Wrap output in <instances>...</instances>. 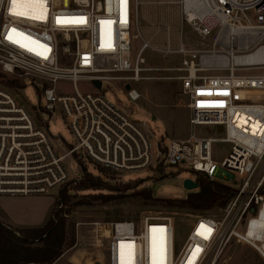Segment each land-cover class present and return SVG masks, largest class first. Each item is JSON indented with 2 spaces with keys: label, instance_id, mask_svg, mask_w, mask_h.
<instances>
[{
  "label": "built area",
  "instance_id": "1",
  "mask_svg": "<svg viewBox=\"0 0 264 264\" xmlns=\"http://www.w3.org/2000/svg\"><path fill=\"white\" fill-rule=\"evenodd\" d=\"M137 3L0 0V79L29 78L40 89L42 109L58 111L74 139L59 153L48 127L36 125L0 81V195H46L59 188L71 178L63 164L70 156L124 172L185 168L232 186L233 195L214 214L193 216L176 256L171 216L111 222L103 264H217L232 242L248 246L264 263V74L245 73L264 68V0H197L189 6L182 0L185 22L211 44L199 48L181 40L175 49L159 52L180 56L168 78L186 96L189 124L220 127L224 135L191 133L154 144L153 135L102 90L104 82L118 81L124 89L128 84V98L135 102L139 93L132 85L155 78L144 72L169 70L143 66V50L156 48L139 33L132 35ZM137 36L142 44L132 59ZM252 53L257 55L247 58ZM58 80L71 82L73 92L57 91ZM78 80L93 83L94 90L79 92ZM215 142L230 144L220 164L212 156Z\"/></svg>",
  "mask_w": 264,
  "mask_h": 264
},
{
  "label": "rangeland",
  "instance_id": "2",
  "mask_svg": "<svg viewBox=\"0 0 264 264\" xmlns=\"http://www.w3.org/2000/svg\"><path fill=\"white\" fill-rule=\"evenodd\" d=\"M155 1V0H150ZM168 1V0H167ZM160 3H143L137 0V29L133 28L132 35L139 33L144 40H149L151 47L142 52L143 66L146 68H164L169 70H151L144 72V76L155 77L141 80L133 84L137 89L139 98L132 102L129 100L127 90L122 88L118 81L102 84L106 99L119 105L125 112L131 114L142 129L149 136L153 135L151 142L156 139L166 143L169 140L185 139L191 133L198 136L212 135L221 137L224 134L220 127L191 126L187 99L183 94L179 82L172 78L176 72L171 68L180 64V56L159 52L166 48L175 49L182 40L193 47L208 48L211 40H201L192 27L187 24L182 15V0ZM145 9L161 10V19L156 16L146 22L143 15ZM251 15V11L249 12ZM161 29L160 33L156 32ZM153 32V38L150 32ZM132 59L142 44L140 37L132 38ZM162 71V72H161ZM245 73L264 74V68L246 70ZM5 79H15L19 87H8L15 95L17 102L34 118L36 125H43L52 136V141L58 147L59 153L65 152L69 145L74 143L72 135L65 126L61 114L56 111L54 115L42 109L43 100L38 89L29 78L19 77L17 74H4ZM161 77H164L161 79ZM5 79H0L4 85ZM3 80V81H2ZM5 86V85H4ZM54 87L57 91L69 94L73 92V85L66 80H58ZM76 88L79 92H92L94 84L86 80H78ZM41 107V108H40ZM134 112V113H133ZM59 138V142L56 139ZM212 156L217 164L227 157L230 144L215 142L211 146ZM69 171L70 179L57 189L46 195H0V221L13 223L14 219H24L27 215L37 213L47 204L54 203L62 189L70 191V200L63 205L56 206L60 214L65 217L67 225H72L74 242L72 246L64 247L61 257L54 264H103L105 260V246L107 243V227L111 222L133 220L138 221L145 214H163L172 217L174 256L182 248L189 232L193 216L199 213L214 214L215 209L199 211L194 209L169 207L162 199H179L188 192L182 185L184 179H194L195 173L185 168L164 167L159 165L151 170H138L135 172L115 171L95 166L92 162L78 161L70 156L63 161ZM82 170L91 175L99 176L112 186L136 185L144 187L152 194L153 199H143L137 195H123L117 199L105 201L103 197L94 196L91 191H72V187L80 181ZM232 175H235L231 172ZM165 177V178H164ZM141 181H140V180ZM233 184L232 182H230ZM35 222H38L36 220ZM9 226V225H8ZM15 231L22 228L9 226ZM23 264H35L33 262ZM217 264H264L260 257L246 245L232 242Z\"/></svg>",
  "mask_w": 264,
  "mask_h": 264
},
{
  "label": "trees",
  "instance_id": "3",
  "mask_svg": "<svg viewBox=\"0 0 264 264\" xmlns=\"http://www.w3.org/2000/svg\"><path fill=\"white\" fill-rule=\"evenodd\" d=\"M2 77L5 79L4 74ZM3 83L8 87H19L15 79H5ZM77 161L79 164V160ZM194 180L198 184V188L187 192L184 197L179 199L157 198L155 200L163 202L169 207L208 211L226 204L234 193L232 186L211 180L200 173H195ZM138 182L136 180V185L112 186L99 176L82 170L80 181L75 187H72V191H91L90 194L103 197L105 201L117 199L123 196L121 195L123 193L124 195H137L146 200L153 199L149 190L144 187L139 188L140 183ZM69 192L62 189L56 197L55 205L66 204L70 200ZM260 193L264 194V184ZM55 205L50 217L40 227L15 231L0 223V264L30 262L52 264L62 254L64 247L72 246L74 242L72 225H67L65 217L60 214V210L55 208Z\"/></svg>",
  "mask_w": 264,
  "mask_h": 264
},
{
  "label": "crops",
  "instance_id": "4",
  "mask_svg": "<svg viewBox=\"0 0 264 264\" xmlns=\"http://www.w3.org/2000/svg\"><path fill=\"white\" fill-rule=\"evenodd\" d=\"M168 1L171 2L174 0H168ZM142 2L143 3L156 2V3L161 4V0H155V1L142 0ZM158 13L160 15L157 14V10L145 9L143 18H144V21L146 22V24H147V21L150 20L152 17L158 16L161 19V10ZM156 32L160 33V35H161V29L158 28V30ZM150 35H151L150 37L153 38L154 34L152 31L150 32ZM147 41L149 42V40H147ZM3 195H8V194H3ZM10 196H14V195H10ZM53 207H54V203L50 202V204H47V207L45 206L44 208L40 209V211H38L37 213H34L32 216H31V214H29L24 219H22V218L14 219L12 224L11 223H5L3 221H0V223L3 225H6V226L9 225V226H12L15 228H22V229L40 227L50 217ZM36 220H38V222H35ZM59 259H61V256L54 263H56ZM54 263H52V264H54Z\"/></svg>",
  "mask_w": 264,
  "mask_h": 264
},
{
  "label": "water",
  "instance_id": "5",
  "mask_svg": "<svg viewBox=\"0 0 264 264\" xmlns=\"http://www.w3.org/2000/svg\"><path fill=\"white\" fill-rule=\"evenodd\" d=\"M95 85L97 86V87H99L100 86V83L99 82H95ZM130 88V85H126V89H129ZM182 185H183V187L189 192V191H193V190H195V189H197L198 188V184L194 181V180H192V179H189V178H187V179H184L183 180V182H182Z\"/></svg>",
  "mask_w": 264,
  "mask_h": 264
},
{
  "label": "bare ground",
  "instance_id": "6",
  "mask_svg": "<svg viewBox=\"0 0 264 264\" xmlns=\"http://www.w3.org/2000/svg\"><path fill=\"white\" fill-rule=\"evenodd\" d=\"M197 0H186V5L189 6L191 3L195 2ZM257 55V53H252L250 56L247 58H254ZM243 60V57H237V61Z\"/></svg>",
  "mask_w": 264,
  "mask_h": 264
},
{
  "label": "snow or ice",
  "instance_id": "7",
  "mask_svg": "<svg viewBox=\"0 0 264 264\" xmlns=\"http://www.w3.org/2000/svg\"><path fill=\"white\" fill-rule=\"evenodd\" d=\"M13 2H15V0H13ZM37 18H39V17H37Z\"/></svg>",
  "mask_w": 264,
  "mask_h": 264
}]
</instances>
